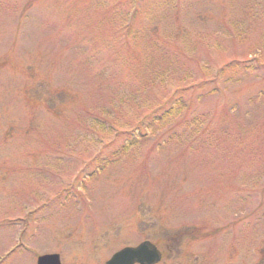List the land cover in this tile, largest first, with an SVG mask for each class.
<instances>
[{
    "label": "rangeland",
    "instance_id": "374dc122",
    "mask_svg": "<svg viewBox=\"0 0 264 264\" xmlns=\"http://www.w3.org/2000/svg\"><path fill=\"white\" fill-rule=\"evenodd\" d=\"M146 240L264 264V0H0V264Z\"/></svg>",
    "mask_w": 264,
    "mask_h": 264
},
{
    "label": "water",
    "instance_id": "95a60500",
    "mask_svg": "<svg viewBox=\"0 0 264 264\" xmlns=\"http://www.w3.org/2000/svg\"><path fill=\"white\" fill-rule=\"evenodd\" d=\"M161 252L155 244L145 241L135 247H125L115 252L106 264H156L161 260ZM37 264H63L60 254L51 253L38 257Z\"/></svg>",
    "mask_w": 264,
    "mask_h": 264
},
{
    "label": "trees",
    "instance_id": "16d2710c",
    "mask_svg": "<svg viewBox=\"0 0 264 264\" xmlns=\"http://www.w3.org/2000/svg\"><path fill=\"white\" fill-rule=\"evenodd\" d=\"M181 108V107H180ZM180 108L178 109V110H180ZM171 109H172V107H171ZM168 113H172V110H170V112L168 111Z\"/></svg>",
    "mask_w": 264,
    "mask_h": 264
},
{
    "label": "flooded vegetation",
    "instance_id": "af4514ba",
    "mask_svg": "<svg viewBox=\"0 0 264 264\" xmlns=\"http://www.w3.org/2000/svg\"><path fill=\"white\" fill-rule=\"evenodd\" d=\"M139 244V243H138ZM133 246H135V245H133Z\"/></svg>",
    "mask_w": 264,
    "mask_h": 264
}]
</instances>
